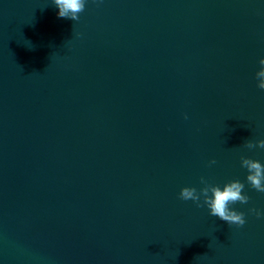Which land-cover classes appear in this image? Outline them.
I'll use <instances>...</instances> for the list:
<instances>
[{
  "label": "water",
  "instance_id": "95a60500",
  "mask_svg": "<svg viewBox=\"0 0 264 264\" xmlns=\"http://www.w3.org/2000/svg\"><path fill=\"white\" fill-rule=\"evenodd\" d=\"M58 11L0 0V264H264V0ZM201 176L245 184L243 227L179 199Z\"/></svg>",
  "mask_w": 264,
  "mask_h": 264
},
{
  "label": "clouds",
  "instance_id": "9594fccd",
  "mask_svg": "<svg viewBox=\"0 0 264 264\" xmlns=\"http://www.w3.org/2000/svg\"><path fill=\"white\" fill-rule=\"evenodd\" d=\"M55 6L59 9L58 17L67 18L72 21L79 20V14L85 10L86 0H53ZM261 67L256 72L257 87L264 90V58L259 60ZM185 115V119H187ZM243 146L248 150L255 148L264 149V139L257 141L247 140ZM241 167L247 170L246 181L257 192L264 193V164L261 162L241 156ZM215 160L209 161V165L215 164ZM200 183L204 185L199 190L195 187H183L179 193V199L183 201H192L198 208L207 207L209 215L218 217L227 222L228 225L243 227L246 223L245 214L231 208L230 205L248 204L250 197L244 193L245 184L240 180H231L223 187L211 184L201 176ZM249 212L257 218H264V211L256 208H250Z\"/></svg>",
  "mask_w": 264,
  "mask_h": 264
}]
</instances>
